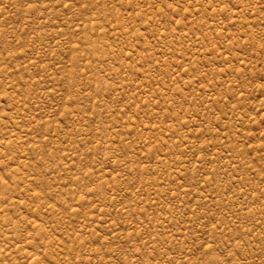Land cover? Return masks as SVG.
I'll list each match as a JSON object with an SVG mask.
<instances>
[{
    "label": "rangeland",
    "instance_id": "374dc122",
    "mask_svg": "<svg viewBox=\"0 0 264 264\" xmlns=\"http://www.w3.org/2000/svg\"><path fill=\"white\" fill-rule=\"evenodd\" d=\"M0 264H264V0H0Z\"/></svg>",
    "mask_w": 264,
    "mask_h": 264
}]
</instances>
